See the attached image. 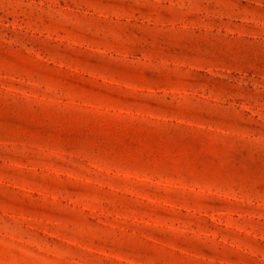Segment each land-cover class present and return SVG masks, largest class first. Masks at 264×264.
Instances as JSON below:
<instances>
[{"label":"rangeland","instance_id":"obj_1","mask_svg":"<svg viewBox=\"0 0 264 264\" xmlns=\"http://www.w3.org/2000/svg\"><path fill=\"white\" fill-rule=\"evenodd\" d=\"M0 264H264V0H0Z\"/></svg>","mask_w":264,"mask_h":264}]
</instances>
